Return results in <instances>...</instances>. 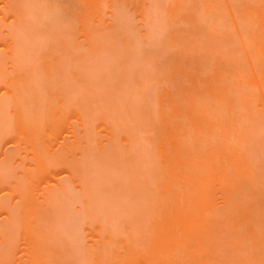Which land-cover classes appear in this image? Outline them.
Returning a JSON list of instances; mask_svg holds the SVG:
<instances>
[{
  "label": "rangeland",
  "instance_id": "374dc122",
  "mask_svg": "<svg viewBox=\"0 0 264 264\" xmlns=\"http://www.w3.org/2000/svg\"><path fill=\"white\" fill-rule=\"evenodd\" d=\"M114 1H102L97 14L96 7L89 0H0V264H264V150L259 151L264 149V109L261 108H264V103L261 106L258 104L263 94L254 81L264 78V64L257 61L262 54L258 52L260 48L255 47L264 46V23L257 21V33L251 34L252 26L249 28L246 25L248 31L241 21V14L233 8L241 7L242 3L244 6L245 1L241 0H215L218 3L208 0L217 7L224 2V7L231 5L233 10L230 14L231 10L222 5L221 8L215 6L219 13L216 11L207 15V9L213 11L211 3L205 11L201 4V10L196 7V2L201 0H180L185 2L184 8L181 2L180 11L178 7L173 12H179L183 17L175 13L177 16L173 19H167L172 16L168 10L172 11L173 6L175 8L176 0L174 4L170 0H147L149 6L143 2L144 6H148L145 9L149 14L139 7L140 0L135 6L127 0ZM261 1L256 0L255 5L261 4ZM164 4H169V7ZM87 9L92 13V19L88 18L89 23L94 22L90 23L91 27L82 20L88 16ZM193 13L197 15L196 19ZM83 15L84 18L80 17ZM184 15H187L186 19ZM197 18L198 23H195ZM256 19L259 20L260 16ZM170 23L173 24L169 26ZM87 27L90 31L86 30ZM190 30L198 34L193 36L188 33ZM246 31H251V35ZM257 37L261 39L259 44L258 41L253 42ZM196 38L199 40L195 41ZM177 40L184 41L179 43ZM211 43L213 47L207 45ZM194 47L200 54L192 52ZM214 49L216 53L212 51ZM180 50L183 52L180 53ZM197 55L199 61L196 60ZM42 56L49 62L43 63ZM177 59L183 61L182 65L185 63L183 68L191 62L192 69L196 64V71L202 70V73L193 71L196 76L191 72L188 75L185 86L191 88L197 84L205 85L202 79L206 77L209 80L225 67L231 75L236 74L229 76L233 81L236 76L245 77L246 74L251 78V81L246 79L241 82L244 87L239 93L254 98L251 101L256 111L251 108L252 113L257 121L259 117L263 121L256 122L260 136L254 135H257V144L253 142L255 147H248L250 152L245 149L247 146L244 147L243 150L248 151H244V155L240 153L242 151L236 152L248 161L250 170L247 171L251 178L247 180L240 175L237 181L232 179L231 184L236 182L237 189L229 201L231 203H225V194L217 185L212 188V195L202 197L198 183L194 185L188 181L191 183L188 184L181 179L186 186L191 185V189L184 194L183 191L177 193L187 197L191 206L197 203L195 209L188 211L179 202L164 209L156 208L159 204L152 199L154 195L157 200L165 195L161 186L166 179L159 176V171L151 164V168H147V162L152 159L142 158L144 151L140 149L151 150L150 143L144 139L149 149L139 146H143L142 139L150 133L145 130H151L149 127L152 125L148 124L157 118L155 115L159 111L170 112L176 120L169 106L166 109L157 107L164 97L163 86H167L166 80L171 77L168 73L172 71V63L180 62ZM54 60L59 62V66ZM226 61L229 63L224 64ZM166 73L168 77H165ZM197 74H201L202 78ZM163 78H166L165 81ZM160 80L167 83L159 85ZM247 82L250 89L246 87ZM235 92L232 91L230 96H238ZM206 98L211 99L209 96ZM16 104L17 107L14 106ZM244 107L242 102L234 112L222 109V118L232 124L229 120L234 116L247 121L246 128H252L253 122L245 117L247 112ZM155 121L157 123V119ZM182 123L185 125L182 130L175 127L163 132H172L178 140L176 142L180 143L178 148L182 149L181 154L184 152V159L188 157L201 162L202 158L222 151L220 147L227 142L232 146L234 144L225 142L228 136L218 133L219 129L216 135L225 136L224 141L220 136L219 139L217 136L218 140H212L210 136L196 133L189 119ZM236 133L232 129L229 134L237 139L234 136ZM236 139L233 141L236 142ZM169 143L168 137L165 144L171 147ZM167 165L179 169L175 155L167 161ZM144 166L148 170L141 168ZM144 171L155 173L150 181L146 179L149 180L151 174L144 176ZM191 178L195 179L194 176ZM145 182L151 185V190L145 189L146 195L142 192ZM209 198L214 213L207 212L202 217L201 206L206 203L202 200ZM232 232L244 234L233 235ZM252 236H255L256 242Z\"/></svg>",
  "mask_w": 264,
  "mask_h": 264
},
{
  "label": "bare ground",
  "instance_id": "6f19581e",
  "mask_svg": "<svg viewBox=\"0 0 264 264\" xmlns=\"http://www.w3.org/2000/svg\"><path fill=\"white\" fill-rule=\"evenodd\" d=\"M102 1H104V0H102ZM102 1L101 0H89V2H91L92 3V6H94V7H96V9H97V11H96V13L97 14H99V9L101 8V4H102ZM114 1V0H113ZM137 1H139V0H127V2L128 3H130L131 4V2H132V5L133 6H135V4H137ZM155 1V0H154ZM162 1V0H161ZM169 1V0H168ZM171 1V3L172 4H174L175 2H174V0H170ZM185 1V0H184ZM183 1V2H184ZM187 1V0H186ZM192 1H194V0H192ZM199 1V0H198ZM221 1V0H220ZM241 1H245V3H244V6H243V3L241 4V7H237V6H233V8L235 7L236 9H237V11L236 12H238V13H240L239 15L241 16V18H242V20H241V18L239 19V18H237V20L239 21V20H241L242 22H244V25L246 26H252V29H251V31H252V33H251V31H250V33L251 34H255V33H257L255 30H257L256 28H257V26H258V23H257V21L260 23H264V0H262L261 1V4H259V5H255V1L254 0H241ZM84 2V1H83ZM112 2V1H111ZM115 2V1H114ZM140 2V6L139 7H141V9L143 8L144 10H145V12H147L146 11V9H148V6H149V3H148V1L146 0V1H144V0H140L139 1ZM143 2H147L146 3V5H148L147 7H146V5L144 6L143 4ZM151 2V1H150ZM178 2V3H177ZM182 1H180V0H176V3H175V8H174V6H173V9H171V8H169V9H171L172 11H170V10H168L169 11V15H172V16H169L167 19H169L170 17L173 19V16H174V18H175V16H177L176 14L177 13H179V12H173V10L175 9V10H177L178 9V7H179V11H180V3H181ZM183 2L181 3V4H183ZM189 2V1H188ZM214 2H216V3H218L217 1H215L214 0ZM213 2V3H214ZM226 2V1H225ZM240 2V1H239ZM238 2V3H239ZM90 3V4H91ZM166 3H168L167 1H166ZM165 3V4H166ZM170 3V4H171ZM185 3V2H184ZM209 3H211V2H208V0H201V2L199 1V2H196V7H198V8H200V10H201V7H203V9H205V7H207L208 8V6L210 5ZM233 3H236V1L235 2H233ZM85 4H86V2H85ZM84 4V5H85ZM113 4V3H112ZM139 4V3H138ZM164 4V6L166 7V6H168V5H165ZM199 4H201V7H200V5ZM215 4V3H214ZM212 4L211 3V5H213V7L215 8V10H214V8H213V11L212 10H210V9H207V11H206V9H205V11L207 12L205 15H207V14H209L210 12H216L217 10H216V7H217V5L215 4ZM223 4H225L224 2H223ZM223 4H221L222 6H223ZM208 5V6H207ZM220 5V6H221ZM237 5V4H236ZM85 6H87V4L85 5ZM90 7H91V5H89ZM171 6V5H170ZM184 6V4L181 6V7H183ZM194 6V7H195ZM216 6V7H215ZM218 6H219V4H218ZM217 7V8H221V7ZM227 6H229L228 8H226V7H224L223 6V8H226V10H231V12H230V14H232V10H233V8L231 7V5H227ZM89 7V8H90ZM154 7H156V6H154ZM162 6L160 5V8H161ZM169 7V6H168ZM193 7V9H195ZM87 8H88V6H87ZM146 8V9H145ZM151 8V7H150ZM163 8V7H162ZM184 8V7H183ZM183 8L181 9V11L183 10ZM239 8V9H238ZM244 8V9H243ZM159 9V8H158ZM188 9V11L190 12V13H192V11L191 10H189L190 8H187ZM192 9V10H193ZM243 9V10H242ZM117 10V9H116ZM150 10V9H149ZM153 10V9H152ZM174 10V11H175ZM196 10H198V9H196ZM200 10H198V11H200ZM219 10V9H218ZM184 11H187V10H184ZM183 11V12H184ZM225 11V10H224ZM73 12V11H72ZM75 12V11H74ZM85 12V11H84ZM87 13H88V16L86 15L85 16V18H84V15L83 16H80V17H82V18H84V19H82L83 20V23H85L86 25H90V23L92 22H90L89 23V20H90V16H92V13L90 12V10L89 9H87V11H86ZM143 12V11H142ZM149 12V11H148ZM147 12V13H148ZM194 12V11H193ZM218 12V11H217ZM221 12H222V10H221ZM226 12V11H225ZM144 13V12H143ZM150 13V12H149ZM148 13V14H149ZM182 13V12H181ZM200 13V12H199ZM204 13V12H203ZM219 13V12H218ZM78 14V13H77ZM164 14V13H163ZM184 14H186V13H184ZM196 14H198V12L196 13ZM234 14H236V13H234ZM146 15V14H145ZM144 15V16H145ZM179 15H180V17H183L180 13H179ZM189 15V14H188ZM193 15V17H195V16H197V15H195L194 16V13L192 14ZM202 15V14H201ZM222 15V14H221ZM147 16V15H146ZM145 16V17H146ZM151 16V15H150ZM164 16V15H163ZM187 16V15H186ZM186 16L184 15V18L186 19ZM210 16V15H209ZM214 16H215V14H214ZM226 16V15H225ZM239 16V17H240ZM257 16H260V19L259 20H257L256 19V17ZM90 17V18H89ZM149 17V16H148ZM152 17V16H151ZM157 17H158V19H159V15H157ZM180 17H178L179 19H180ZM199 17V16H198ZM74 18V17H73ZM88 18H89V20H88ZM99 18V17H98ZM102 18V17H101ZM165 18V17H164ZM204 18V17H203ZM215 18H216V16H215ZM75 19H76V17H75ZM74 19V20H75ZM87 19V20H86ZM92 19V18H91ZM145 19V18H144ZM143 19V20H144ZM157 19V20H158ZM178 19V21L180 22V20ZM187 19L189 20V18L187 17ZM193 19V18H192ZM194 19H196V17L194 18ZM193 19V20H194ZM205 19V18H204ZM221 19V18H220ZM48 20V19H47ZM102 20V19H101ZM163 20V19H162ZM175 20V19H174ZM49 21V20H48ZM151 21V20H150ZM159 22H160V24H161V21L160 20H158ZM176 21V20H175ZM174 21V22H175ZM184 20L182 19V22H183ZM197 21V22H196ZM196 21H194L195 23H198V18H197V20ZM158 22V23H159ZM173 22V21H172ZM187 22V21H186ZM241 22V23H242ZM69 23H70V21H69ZM75 23V22H74ZM93 24H94V22H92ZM152 23V22H151ZM166 23V22H165ZM164 23V24H165ZM190 23V22H189ZM192 23V22H191ZM190 23V25H192ZM202 23V22H201ZM70 24H73V22L72 23H70ZM84 24V25H85ZM167 24V23H166ZM171 24H173V23H170V25L169 26H171ZM176 24H177V22H176ZM194 25V24H193ZM207 25V24H206ZM257 25V26H256ZM95 26V25H94ZM163 26V25H162ZM172 26H175V25H172ZM179 26V25H178ZM246 26V27H247ZM261 27H262V25H260ZM50 27H51V25H50ZM86 27V26H85ZM89 27H91V26H89ZM158 27V26H157ZM195 27V26H194ZM207 27V26H206ZM205 27V28H206ZM247 27V28H248ZM264 27V26H263ZM93 28V27H92ZM156 28V27H155ZM173 28V27H172ZM175 28H177V26L175 27ZM249 28H251V27H249ZM249 28L247 29L248 31H249ZM255 28V29H254ZM85 29V28H84ZM90 29V28H89ZM88 29V27H87V29L86 30H88V31H90ZM174 29V28H173ZM172 29V30H173ZM197 29V28H196ZM192 30V29H191ZM190 30V31H191ZM197 30H199V29H197ZM200 30H201V28H200ZM199 30V31H200ZM245 30H246V28H245ZM48 31V30H47ZM151 31V30H150ZM161 31V30H160ZM199 31H197V32H199ZM211 31V30H210ZM232 31V30H231ZM244 31V30H243ZM85 32V31H84ZM87 32V31H86ZM186 32V31H185ZM247 32V31H246ZM174 33V32H173ZM183 33V32H182ZM188 33H192V31L191 32H188ZM240 33H242V31H240ZM239 33V34H240ZM248 33V32H247ZM250 33H248L249 35H251ZM259 34H260V32H258ZM92 34V33H91ZM113 34V33H112ZM151 34V33H150ZM176 34V33H175ZM179 34V33H178ZM185 34V33H184ZM184 34H182L181 36H183ZM192 34H194L193 36H196L197 34L196 33H192ZM238 34V33H237ZM238 34V35H239ZM259 34H256L257 36H259ZM87 35V34H86ZM89 35V34H88ZM180 35V34H179ZM187 35V34H186ZM189 35V34H188ZM214 35V34H213ZM212 35V36H213ZM236 35V34H235ZM241 35V34H240ZM256 35H252V37L254 36H256ZM261 35H262V33H261ZM149 36V35H148ZM151 36H153V35H151ZM150 36V37H151ZM206 36V35H205ZM209 36V35H208ZM211 36V35H210ZM232 36V35H231ZM230 36V37H231ZM89 37H91V36H89ZM170 37H172V36H170ZM173 37H176V35L175 36H173ZM172 37V38H173ZM217 37V36H216ZM234 37V36H233ZM238 37V39H239V36H237ZM246 37V36H245ZM251 37V36H250ZM262 37L263 36H261V39H262ZM76 38V37H75ZM93 38V37H92ZM154 37H152L151 39H153ZM172 38H170L169 40H171V42H172ZM179 38H181V37H179ZM201 38V37H200ZM212 38V37H211ZM227 38V37H226ZM225 38V39H226ZM232 38V37H231ZM249 38V37H248ZM258 38V39H257ZM256 38V40H254L253 38H251L250 40H252L253 39V42L254 41H258L257 42V44H259L260 42H261V39H260V37H257ZM264 38V37H263ZM95 39V38H94ZM177 39V38H176ZM210 39V38H209ZM208 39V40H209ZM213 39H215V38H213ZM217 39V38H216ZM219 40H221L220 39V37L218 38ZM233 39V38H232ZM231 39V40H232ZM246 39V38H245ZM91 40V39H90ZM167 40V39H166ZM185 40V39H184ZM183 40V41H184ZM189 41H190V39H188ZM197 40H199V38L197 39L196 38V40L195 41H197ZM236 40V39H235ZM240 40V39H239ZM247 40H249V39H247ZM263 41H264V39H262ZM176 41V40H175ZM177 41H179V43H182L181 42V40H177ZM210 41V40H209ZM222 41V40H221ZM228 41H230V38H229V40ZM232 41H234V40H232ZM262 41V42H263ZM171 42H169V44L171 43ZM174 42V41H173ZM185 42H187V40H185ZM193 42V41H192ZM204 42H206L205 41V38H204ZM208 42V41H207ZM206 42V43H207ZM216 42H217V40H216ZM222 42H225V41H222ZM227 42V41H226ZM235 42V41H234ZM244 42H245V40H244ZM165 43V42H164ZM163 43V44H164ZM199 44V42H196V44ZM202 43H203V40H202ZM214 43V42H213ZM227 43H229V42H227ZM243 43V42H242ZM173 44V43H172ZM174 44H176V43H174ZM186 44V43H185ZM185 44H183V46L185 47ZM190 44V43H189ZM193 44V43H192ZM203 44H205V43H203ZM236 44V43H235ZM235 44H234V46H235ZM237 44H239V43H237ZM247 44V43H246ZM264 44V43H263ZM262 44V45H263ZM54 45H58V44H54ZM177 45V44H176ZM179 45V44H178ZM188 45V44H187ZM187 45H186V47H187ZM201 45V44H200ZM208 46L209 45H211L212 47H213V45H212V43L211 44H207ZM206 45V46H207ZM227 45V44H226ZM243 45V44H242ZM245 45V44H244ZM51 46V45H50ZM194 46H195V44H194ZM261 46V44L259 45V46H255V47H258V48H260V49H258V52H259V54H262V56L260 57V56H258L257 58H258V60L257 61H259L261 64H264V46H262V48L260 47ZM67 47V46H66ZM80 47V46H79ZM165 47V46H164ZM173 47H175V45H173ZM183 47V48H184ZM203 47H205V46H203ZM212 47H210V49H213ZM226 47V46H225ZM247 47H248V44H247ZM246 47V48H247ZM250 47V46H249ZM254 47V48H255ZM49 48V47H48ZM69 48V47H68ZM74 48V47H73ZM95 48H96V46H95ZM187 48H189V47H187ZM195 48V47H194ZM198 48H200V47H198ZM201 48H202V46H201ZM207 48H209V47H207ZM214 48H215V46H214ZM229 48H231V47H229ZM245 48V47H244ZM65 49V48H64ZM70 49H72V48H70ZM69 49V50H70ZM92 49V48H91ZM94 49V48H93ZM169 49V48H168ZM176 49V48H175ZM175 49H172V50H175ZM177 49H181V48H177ZM176 49V50H177ZM192 49V48H191ZM203 49V48H202ZM202 49H199V50H202ZM215 49H217V48H215ZM212 50V51H216V50ZM233 49V48H232ZM241 48H239V50H240ZM243 49V48H242ZM51 50V49H50ZM68 50V51H69ZM81 50V49H80ZM172 50H170V51H172ZM183 50V49H182ZM195 51H192V52H197V48H195L194 49ZM208 50V49H207ZM229 50V49H228ZM235 50H238V49H235ZM234 50V51H235ZM249 50H251V49H249ZM93 50H91V52H92ZM95 51V50H94ZM184 51V50H183ZM183 51H181L180 50V53H182ZM188 51H190V49L188 50ZM209 51V50H208ZM246 51H247V49H246ZM245 51V53H247ZM96 52V51H95ZM94 52V53H95ZM239 52H242V51H239ZM255 51H251V53H254ZM13 53V52H12ZM11 53V54H12ZM70 53V52H69ZM189 53V52H188ZM197 53H199V52H197ZM204 53V52H203ZM202 52H201V54H203ZM209 52H207L206 54H208ZM216 53V52H215ZM221 53H224V52H221ZM232 53H234V52H232ZM235 53H237V52H235ZM46 54V53H45ZM45 54H43V55H45ZM175 54H177V53H175ZM185 54H187V53H185ZM193 54H195V53H193ZM200 54V53H199ZM210 54H212L211 53V51H210ZM258 54V55H259ZM15 55V54H14ZM13 55V56H14ZM72 55V54H71ZM188 55H191L190 53L188 54ZM217 55H219V53L217 54ZM229 55V54H228ZM230 55H231V53H230ZM230 55L228 56V57H230ZM236 55V54H235ZM248 57H250L248 54H246ZM55 56H57V55H55ZM68 56V55H67ZM170 56V55H169ZM173 56V55H172ZM172 56H170V57H172ZM179 56H182V55H179ZM185 56V55H184ZM192 56V55H191ZM191 56H189V61L190 60H192L190 57ZM207 56V55H206ZM213 56V55H212ZM243 56V55H242ZM245 56V55H244ZM16 57H17V54H16ZM48 57V56H47ZM193 57V56H192ZM199 57V55H197V57L196 58H198ZM221 57V56H220ZM246 57V56H245ZM43 60H41L43 63L44 62H49V61H46V59H44L43 58V56L41 57ZM40 58V59H41ZM172 58H174V57H172ZM180 57H178V59H179ZM223 58V57H222ZM225 58H226V56H225ZM251 58H253V57H251ZM250 58V59H251ZM16 59V58H15ZM52 59V58H51ZM72 59H74V57L72 58ZM174 59H176V57L174 58ZM178 59H177V61H178ZM201 59H203V58H201ZM200 59V60H201ZM217 59V58H216ZM228 59V58H227ZM241 59H243V58H241ZM250 59H248L250 62H252V60H250ZM256 59V58H255ZM13 60V59H12ZM45 60V61H44ZM59 60V59H58ZM75 60V59H74ZM77 60V59H76ZM183 60V59H182ZM187 60V59H186ZM193 60H195V59H193ZM196 60H198L199 61V58L198 59H196ZM218 60H220V59H218ZM232 60V59H231ZM236 60H238V59H236ZM244 60V59H243ZM247 60V61H248ZM16 61V60H15ZM170 61V60H169ZM171 61H173V60H171ZM180 61V60H179ZM178 61V62H179ZM206 61H207V59H206ZM222 61V60H221ZM255 61V60H254ZM54 62H56L55 64L57 65V66H59L58 65V63L59 62H57V60H54ZM176 62V61H175ZM182 62L183 61H180L179 63H175L174 64V62L171 64V62H170V64L172 65V71H170V70H165L166 72L168 71H170L171 72V74H170V72L168 73V76H171V77H168L167 76V73H166V76L165 77H168L167 78V82H165L164 83V81H165V79L166 78H163L162 80H164V81H162V80H160V81H162V82H160V83H158L159 85L160 84H162V83H164V85L167 83V86H168V88H167V86L165 87V86H163V85H161V87L163 86L164 87V97H162V99H160V101H159V105L160 106H158L157 107V109L159 108V109H166L167 108V106H169L170 107V109H172V113L175 115V117H176V120H174V117L172 116V114L170 113V112H166V111H164L165 113H162V112H158L155 116H157V118L155 117V119H153V121L152 122H154V124H152V122H150L151 124H148V125H152V127L150 126L149 127V129H151L150 131H148V129L147 130H145L146 132H150V133H147L146 134V136L142 139V141L145 139L146 140V142H148V143H150V148H151V150L149 149V147H148V145L149 144H147V145H145V140L143 141L144 142V144H143V146H139V147H148L147 149H149V150H147V151H145L144 149H140V148H138L137 150H142V151H144V153L142 152L141 153V155L143 156L144 155V157H142V158H145L146 160H150V159H152V161H148L147 163H149L148 164V167L147 168H149L150 167V164L152 165L151 167L152 168H154V167H156L157 168V170L159 171V173H158V175L159 176H161V177H163V178H165L166 180L164 181V185L163 186H161V187H163V189H164V191H165V195H163L161 198H159L158 200H157V198H155V195L152 197V199H153V201H155V202H158V207H156V208H167L168 206H174V205H177V203L179 202V205L181 206V207H183L184 209H186V210H188V211H190L191 209H195L196 207H197V203H196V205H194V206H191V203H190V201L187 199V197H185V196H183V197H181V196H179V194L177 193V191H183V194L185 193V191L186 190H189V189H191V185H185L183 182H181L180 181V179L181 180H184L185 182L187 181H192L191 183L192 184H194V185H196L197 183L200 185V188H201V190H200V192H202V197H204L205 195H212V193L213 192H211V190H212V188L214 187V186H218L221 190H222V193H224L225 194V203H227V202H229L233 197H234V195L236 194V192H235V190L237 189V187H236V182L234 183V184H231V181H232V179H235L236 181H237V178L240 176V175H243L244 177H246V179L248 180H250V175H249V171H247V170H250V169H248L249 168V166H248V161L246 160V159H242L241 157H244V156H241V154L243 153V155H244V153L245 152H248L249 151V149H247L248 147L249 148H251L252 146H254L255 145V141H256V136L258 135V129H257V127H256V125H259V124H257L256 122H258V121H260L261 119H263V118H261V117H259V119H258V121H257V118H255L256 117V115H253L254 113H252L253 111V109L256 111V108H254V105L252 104V101L251 100H254V98H251V97H248L247 95H245V96H241V94L239 93V92H241V89L240 88H243L244 86L242 85L241 86V82L242 81H246V79L247 80H249V81H251L250 79V76L249 75H247V76H249V78L246 76V75H244L245 77H242V76H240V77H238V76H236L237 78H236V80L235 81H233L232 79H230L229 78V76H235L236 74H233V75H231L230 73H228V72H230L229 70H227L226 69V67L225 66H222V67H225L224 69H223V71L222 72H220V69H219V71H218V69H217V71H218V74L215 72H213L214 74H217V75H215V76H212V75H210V76H212L211 78H209V80L208 79H206V77L204 78V79H202V81H205V85H203V86H199L198 84L196 85V87H194V88H191V87H189V86H185V81H186V79L189 77L188 75H190L191 73L192 74H194L193 73V71H195V73H197V72H199V73H202V70H198V71H196V69H195V67L197 66L196 64H195V66H194V68L192 69V67H193V64L190 62V65H188L187 64V68L185 67V68H183V66H186V65H182ZM186 62H188V60L186 61ZM194 62H196V61H194ZM202 62V61H201ZM220 61H218V63H219ZM225 62V61H224ZM223 62V63H224ZM16 63V62H15ZM153 63H155V62H153ZM198 63H200V62H198ZM227 63H229V62H227L226 61V63H224V64H227ZM232 63V62H231ZM248 63V62H247ZM253 63V62H252ZM71 64V63H70ZM155 64H157V63H155ZM177 64V65H176ZM201 64V63H200ZM215 64H216V62H215ZM224 64H221V65H224ZM179 65H181L180 67H178ZM192 65V66H191ZM232 65H233V63H232ZM253 66H254V64H252ZM155 66V65H154ZM157 66V65H156ZM189 66L191 67V68H189ZM198 66H199V64H198ZM219 66V65H218ZM257 66V65H256ZM261 66H263V65H261ZM260 66V67H261ZM126 67V66H125ZM217 67V66H216ZM150 68V67H149ZM162 68H164V67H162ZM198 68V67H197ZM228 68V67H227ZM238 68V67H237ZM242 68V67H241ZM153 69V68H152ZM160 69V68H159ZM167 69H169V68H167ZM175 69V70H174ZM179 69V70H178ZM189 69V70H188ZM195 69V70H194ZM60 70V69H59ZM163 70V69H162ZM176 70H177V72H176ZM188 70V71H187ZM233 70V69H232ZM237 69H235L234 71H236ZM239 70V69H238ZM141 71V70H140ZM160 71V70H159ZM148 72V71H147ZM162 72H164V70L162 71ZM161 72V73H162ZM173 72V73H172ZM191 72V73H190ZM176 74V73H179L178 75L179 76H177V75H173V74ZM212 73V74H213ZM236 73H237V71H236ZM142 74V73H141ZM164 74V73H163ZM162 74V75H163ZM229 74V75H228ZM239 74V73H238ZM245 74V73H244ZM161 75V76H162ZM197 75H200L201 76V78H202V75L201 74H197ZM242 75V74H241ZM160 76V77H161ZM191 76H193V75H191ZM194 76H196L195 74H194ZM203 76H206V75H203ZM228 76V77H227ZM156 77V76H155ZM158 77V76H157ZM164 77V76H163ZM186 77V78H185ZM198 77V76H197ZM262 77H264V76H262ZM139 78V77H138ZM162 78V77H161ZM235 78V77H234ZM241 78V79H240ZM242 78H244V79H242ZM160 79V78H159ZM158 79V80H159ZM259 80H254V81H256V83H257V85L260 87V90H261V92H262V94H263V96H261L262 98H264V81H262V80H264V78L261 80L260 78H258ZM188 80V79H187ZM261 80V81H260ZM248 81V82H249ZM253 81V80H252ZM253 81V82H254ZM157 82V81H156ZM235 82V83H234ZM237 82H240V84H237ZM247 82V83H248ZM253 82H250L251 84L253 83ZM169 83H171V84H169ZM255 83V84H256ZM156 84V83H155ZM157 85V84H156ZM253 85V84H252ZM246 86V85H245ZM157 87V86H156ZM159 88H161L160 86H158ZM157 87V88H158ZM162 87V88H163ZM248 89H250V85H249V83L247 84V86H246ZM172 88H174L175 90H173ZM172 89V90H171ZM247 89V90H248ZM161 90V89H160ZM159 90V91H160ZM234 90H236V92L235 93H237V94H235V95H238V96H230V94L232 93V91H234ZM243 90V89H242ZM161 92H163V89H162V91ZM16 94V93H15ZM17 96V95H16ZM141 96V95H140ZM186 96H187V98H186ZM206 96H209L211 99H209V98H206ZM239 97V99H237ZM259 98L258 100H259V102H258V104H259V106H261V104L262 103H264V99H262V98ZM193 98V100L192 101H190V102H188V100H191ZM195 98H196V100H195ZM232 98H235L236 100H234V99H232ZM208 99V100H207ZM138 100H139V98H138ZM209 100H211L212 102H210ZM187 101V102H186ZM16 102V101H15ZM142 102V101H141ZM208 102H210V103H208ZM242 102L244 103V106H246V107H244L243 109H245L246 110V114H245V117L249 120V121H252L253 122V126H252V128H246V124H247V121H241L240 119H238L237 117H230L231 119L229 120V121H231L232 122V124H228L227 122H225L224 121V118H222V115H221V110L222 109H224V110H226V109H230V111L231 112H234V109H237L238 108V106H239V104H242ZM254 102H257V101H254ZM140 103V102H139ZM213 103V104H212ZM13 104H15V103H13ZM209 104H211L212 106H210ZM220 105V106H219ZM252 105V106H251ZM257 105V104H256ZM14 106H18L17 104L16 105H14ZM258 106V105H257ZM21 107V106H20ZM19 107V109H23V108H20ZM144 107V106H143ZM142 107V108H143ZM210 108H213V109H210ZM251 108H253V109H251ZM260 108V107H259ZM261 108L262 109H264L262 106H261ZM145 108H143V110H144ZM258 111H260V110H258ZM262 111H264V110H262ZM140 113H141V111H140ZM249 113V114H248ZM252 113V114H251ZM257 113H259V112H257ZM249 115V116H248ZM140 117V116H139ZM142 119V118H141ZM157 119V123H156V120ZM187 119H189L190 120V122H191V126L194 128V130H196L197 132L196 133H202L203 135H205V136H210L211 137V139L213 140V139H217V136L218 135H216L217 133H216V130H220V132H219V130H218V133H222V134H225V136H226V134H227V136L229 137V140H228V137L226 138L225 136H223L222 134L221 135H219L220 137H221V139H223V137H225L224 139H225V142H227V141H230V142H234V144H233V146L231 145V144H229V142H227L226 144H225V146H227V147H220V149L222 150V151H218V152H215V153H213V156H211V157H204V158H202L201 160V162H199L200 160H195V159H189L188 157L186 158V159H184V152L181 154V150H180V148H178V146L180 145V143L178 142H176V141H178L174 136H173V134H172V132H166V133H164L163 132V130H165V129H167V128H172V129H176L175 127H178L180 130H182L183 128L182 127H184L185 125H184V123H182V122H185ZM142 121V120H141ZM227 121V120H226ZM261 121H263V120H261ZM172 122V124H170ZM258 123H260V122H258ZM184 125V126H183ZM148 127V126H147ZM142 128V127H141ZM177 128V129H178ZM182 128V129H181ZM154 129H156V130H154ZM211 131H210V130ZM232 129H234V130H236L237 131V133L234 135V136H236V137H238L237 139L234 137H232L229 133H230V131L232 130ZM142 130H143V128H142ZM152 130H154V131H152ZM263 130V129H262ZM141 131V130H140ZM156 131V132H155ZM222 131H224V132H222ZM143 132V131H142ZM153 134H152V133ZM144 134H145V132H144ZM198 134L196 135V136H198ZM229 134V135H228ZM255 134H257L255 137H254V135ZM140 135H142V134H140ZM148 135V136H147ZM154 135V136H153ZM264 135V134H263ZM192 136L194 137V134H192ZM218 136V139L220 138ZM258 136H260V135H258ZM151 137H153V138H151ZM169 137V141H170V145H171V147L167 144H165V139H167ZM263 137V136H262ZM195 138V137H194ZM138 139V138H137ZM152 139V140H151ZM217 139V140H218ZM224 139H223V141H224ZM234 139H236V142L235 141H233ZM264 139V138H263ZM222 141V140H221ZM143 142H141V143H143ZM253 142H255V143H253ZM137 143V142H136ZM140 143V142H139ZM140 143V144H141ZM152 143V144H151ZM177 143V144H176ZM224 143V142H223ZM253 144V145H252ZM257 144V143H256ZM132 145V144H131ZM231 145V146H230ZM249 145V146H248ZM247 146V147H246ZM258 146H260V145H257L256 147H258ZM135 147H136V145H135ZM230 147H232V148H234V149H232V148H230ZM235 147H237V149H239V150H237L236 149V151H235ZM244 147H246L245 149H247L248 151H246V150H243L244 149ZM255 147V146H254ZM264 148V147H263ZM242 149V150H241ZM260 148H258L257 149V151L259 150ZM232 150V151H231ZM262 150H264V149H260L259 151H262ZM148 151H150V153H146V152H148ZM237 151H242V152H240L241 154H238V153H236ZM245 151V152H244ZM252 151V150H251ZM131 152V151H130ZM250 152V151H249ZM147 154H153V155H148L147 156ZM247 154V153H246ZM141 155H139V156H141ZM174 155L176 156V158H177V160H178V163H179V169H174V168H170L168 165H167V161L170 159V158H172V157H174ZM241 157H240V156ZM247 155H249V154H247ZM146 156V157H145ZM149 156H151V157H153V158H150ZM138 158V157H137ZM141 158V157H140ZM145 159H143V160H145ZM139 160V159H138ZM145 160V161H146ZM141 161V160H140ZM156 163H155V162ZM264 161V160H263ZM136 163V162H135ZM143 163V162H142ZM146 163V162H145ZM144 163V165H146ZM155 163V164H154ZM226 164H227V166H226ZM133 165V164H132ZM182 165V167H180ZM247 165V166H246ZM137 166H138V164H137ZM154 166V167H153ZM145 167L146 166H144V167H141L142 169H145ZM150 167V168H151ZM200 167V168H199ZM227 167H229V169H228V172H227ZM137 168V167H136ZM139 168V167H138ZM145 169V170H148V169ZM156 168L154 169V170H156ZM124 170V169H123ZM129 170V169H128ZM150 170V172H154L153 171V169H149ZM152 170V171H151ZM230 170H231V172H230ZM190 171H193V173H191V174H189V172ZM147 172L148 171H144V176H147V175H150L149 176V180H148V178L146 179L147 181H150V177H152L153 175L152 174H155V173H149V174H147ZM230 172V173H229ZM131 173H133V172H131ZM193 174V175H192ZM201 177H199V176ZM190 176V177H189ZM194 176V178L195 179H192L191 177H193ZM232 176V177H231ZM148 177V176H147ZM196 177H198V179L197 180H200V181H197L196 180ZM250 177V178H249ZM142 178V177H141ZM143 179V178H142ZM192 179V180H191ZM145 179H143V181H146ZM193 180H196V181H194L193 182ZM123 182V181H122ZM190 182H188V184L190 183ZM133 183V182H132ZM190 183V184H191ZM144 185H146V186H149L150 185V183H147L146 184V182H145V184ZM194 185H192V186H194ZM143 186V185H142ZM146 186H144L145 188H144V190L143 189H140V190H143L142 192H144L145 194L144 195H146V190H149L150 188H151V185L148 187V188H146ZM140 188V187H139ZM142 188V187H141ZM136 189V188H135ZM146 189V190H145ZM151 190V189H150ZM138 192V191H137ZM141 192V193H142ZM150 192V191H149ZM140 193V194H141ZM139 194V195H140ZM154 194V193H153ZM147 197H149V196H147ZM157 197V196H156ZM201 197V198H202ZM143 198H144V196H143ZM150 198V197H149ZM203 202H206L204 205H202L201 207H202V217H204V214L205 213H207V212H212L211 214H213L214 212L213 211H211L212 210V200H211V198H209V199H206V200H202ZM229 203H231V202H229ZM178 205V206H179ZM226 205H228V204H226ZM229 206V205H228ZM226 207V206H225ZM229 209H230V207H228ZM228 209V210H229ZM192 211H194V210H192ZM227 211V210H226ZM228 213V212H227ZM202 220L203 221H205V218H202ZM232 220V219H231ZM230 220V221H231ZM231 223V222H230ZM229 223V228H230V224ZM204 228H205V226H204ZM227 228V227H226ZM226 230V229H225ZM232 230V229H231ZM230 230V231H231ZM229 230L227 229V232H228ZM233 231V230H232ZM226 232V233H227ZM231 233V232H230ZM232 234H233V232H232ZM235 235H239V234H244L243 232L242 233H239V234H236V233H234ZM233 234V235H234ZM230 236H232V235H230ZM233 237V236H232ZM238 238V236L236 237V239ZM242 238V237H241ZM235 240V239H234ZM252 240L254 241V242H256V238H255V236H252Z\"/></svg>",
  "mask_w": 264,
  "mask_h": 264
}]
</instances>
